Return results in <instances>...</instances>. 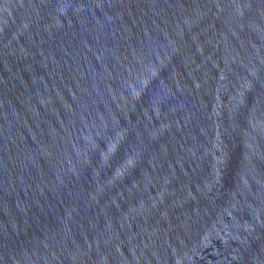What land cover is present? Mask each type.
I'll return each mask as SVG.
<instances>
[{
  "label": "water",
  "instance_id": "1",
  "mask_svg": "<svg viewBox=\"0 0 264 264\" xmlns=\"http://www.w3.org/2000/svg\"><path fill=\"white\" fill-rule=\"evenodd\" d=\"M0 264H264V0H0Z\"/></svg>",
  "mask_w": 264,
  "mask_h": 264
}]
</instances>
